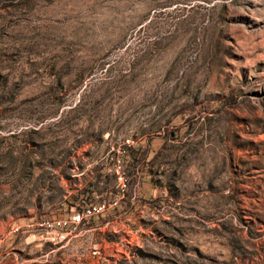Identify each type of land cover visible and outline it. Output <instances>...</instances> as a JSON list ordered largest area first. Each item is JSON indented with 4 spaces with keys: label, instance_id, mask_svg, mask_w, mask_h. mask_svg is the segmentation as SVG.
Instances as JSON below:
<instances>
[{
    "label": "rangeland",
    "instance_id": "1",
    "mask_svg": "<svg viewBox=\"0 0 264 264\" xmlns=\"http://www.w3.org/2000/svg\"><path fill=\"white\" fill-rule=\"evenodd\" d=\"M0 264H264V0H0Z\"/></svg>",
    "mask_w": 264,
    "mask_h": 264
},
{
    "label": "built area",
    "instance_id": "2",
    "mask_svg": "<svg viewBox=\"0 0 264 264\" xmlns=\"http://www.w3.org/2000/svg\"><path fill=\"white\" fill-rule=\"evenodd\" d=\"M134 145V142L131 140H127L125 142L126 147H131ZM114 160V159H113ZM116 178H117V185L120 189L121 193L126 192L128 188V179L124 171L122 170L121 161H117L116 165ZM118 202L114 201L110 204L109 207L112 205H117ZM108 209V206L105 203H95L90 206H88L83 214H80L79 216L74 215L72 218H56L53 220H47L41 223L40 225H47L48 226V233L53 235V240H59L64 241L67 239L68 235L76 232L79 230L82 222L84 219H91L93 217H97L99 215H102L106 210Z\"/></svg>",
    "mask_w": 264,
    "mask_h": 264
},
{
    "label": "trees",
    "instance_id": "3",
    "mask_svg": "<svg viewBox=\"0 0 264 264\" xmlns=\"http://www.w3.org/2000/svg\"><path fill=\"white\" fill-rule=\"evenodd\" d=\"M91 186H92V188H91L90 191L87 192V194H86V191L84 192V195H83L84 198H87V197H89V196H90V198H92V197L94 196L95 192H101V191L99 190V187H98V186H95V185H91ZM113 202H114V200L112 201V203H113ZM98 203H105V202L100 201V202H98ZM94 204H95V203H94ZM105 204L107 205V203H105ZM110 204H111V203H110ZM90 205H92V203H89L88 200L83 199L82 203L80 204V213L83 214V213H84V210H85L88 206H90ZM101 216H103V214H102V215H99V216H97V217H101ZM97 217H93V218H91V220H92V219H95V218H97ZM84 223H86V219H84V221L82 222V225H83Z\"/></svg>",
    "mask_w": 264,
    "mask_h": 264
}]
</instances>
